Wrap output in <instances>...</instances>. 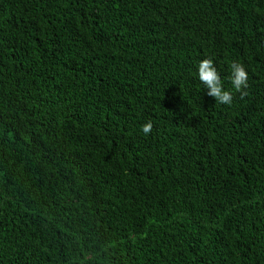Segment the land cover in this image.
<instances>
[{"label": "trees", "instance_id": "1", "mask_svg": "<svg viewBox=\"0 0 264 264\" xmlns=\"http://www.w3.org/2000/svg\"><path fill=\"white\" fill-rule=\"evenodd\" d=\"M0 264H264V0H0Z\"/></svg>", "mask_w": 264, "mask_h": 264}, {"label": "clouds", "instance_id": "2", "mask_svg": "<svg viewBox=\"0 0 264 264\" xmlns=\"http://www.w3.org/2000/svg\"><path fill=\"white\" fill-rule=\"evenodd\" d=\"M229 68V79L232 85L230 89L225 87L212 57L204 58L198 63V77L204 88L208 90L207 95L214 97L218 104L230 106L236 93H239L241 98L247 95L249 73L245 65L237 61L231 62ZM153 128L154 123L152 120H148L141 125V131L144 136L150 135Z\"/></svg>", "mask_w": 264, "mask_h": 264}]
</instances>
